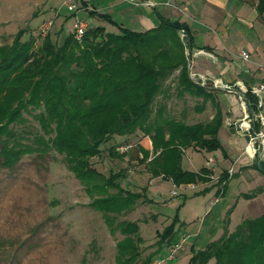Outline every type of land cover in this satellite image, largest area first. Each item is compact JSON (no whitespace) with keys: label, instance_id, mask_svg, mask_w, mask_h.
<instances>
[{"label":"trees","instance_id":"1","mask_svg":"<svg viewBox=\"0 0 264 264\" xmlns=\"http://www.w3.org/2000/svg\"><path fill=\"white\" fill-rule=\"evenodd\" d=\"M256 8L264 19V0H258ZM100 15L117 25L108 14ZM117 26L118 32L90 26L82 41L69 32L61 42L49 33L24 39L27 30L20 28L11 43L0 45V164L13 168L26 154L50 150L64 155L89 195L90 206L102 213L112 232L124 235L116 244V264H151L153 256L177 237V218L161 235L159 249L142 259L139 222L117 219L146 194L122 185L124 170L109 175L98 171L92 157L114 135L141 132L144 140L152 141L150 160V147L139 144V148L153 176L171 177L175 183L197 182L208 169H184V151L221 148L218 132L223 114L214 87L190 75L191 35L185 42L182 23L164 18L146 31ZM173 89L179 96L201 98L195 105L198 112L211 101L214 116L192 123L175 117L169 105ZM247 96L254 106L256 98ZM27 114L38 122V131L30 126ZM228 177L223 175L219 182L226 184ZM192 253L189 264H207L211 259L214 264H264V214L244 219L232 232L226 227L219 238Z\"/></svg>","mask_w":264,"mask_h":264},{"label":"rangeland","instance_id":"2","mask_svg":"<svg viewBox=\"0 0 264 264\" xmlns=\"http://www.w3.org/2000/svg\"><path fill=\"white\" fill-rule=\"evenodd\" d=\"M87 1L101 10L105 6L103 0ZM252 1L257 5L258 0ZM84 6L87 17L81 16L83 10L67 17L63 33H58L63 24V17L59 15L71 13L64 0H0V45L11 43L20 28L27 30L24 39L42 37L38 34V27L49 18L54 19L49 34L58 42L71 31L76 16L87 20L89 28L96 26L97 18H92L96 11ZM107 28L112 32L119 29L114 24ZM186 37L182 36L185 42ZM190 51L187 49L190 75L198 81L197 75L193 76V73L199 72L192 69ZM177 73L175 71L169 77L168 83ZM172 83L174 87L175 82ZM205 85L209 87L213 83L207 79ZM171 91L170 113L175 117L192 123L209 121L210 116H214L215 107L211 101L206 102L205 109L198 112L195 105L201 103V98L189 94L179 96L174 89ZM27 115L31 119L30 126L38 131V122L32 119V115ZM143 137L141 132L131 136L114 135L101 146L102 152L92 157L93 166L105 175H109L110 171L124 170L126 175L122 185L146 194L117 219L139 222L140 234L144 238L142 259L159 249L161 235L177 218L176 236L185 230V233L193 235V240L190 236V243L177 253L173 264H189L194 249L205 248L213 241L209 240L211 236L217 239L224 232L223 216L227 201L220 194L207 192L211 189H219L220 192L226 184H221L220 178L207 175L208 178L206 174L202 175L204 180L190 183H175L171 177L164 175L153 176L148 169L149 160L153 157L152 141ZM125 144L131 146L125 148ZM139 144L150 147L148 161L143 160ZM214 155L225 160L220 151ZM212 156L196 148H188L183 154V164L187 170L196 171L194 169L208 163ZM174 189L176 193L172 192ZM237 190H247L244 181L230 183L229 193H236ZM197 191L205 193L194 196ZM217 196H220V201L212 205ZM90 201L84 186L68 168L64 155L55 150L26 154L13 168L0 164V264H116V244L124 235L118 230L112 232L102 213L90 206ZM230 204V207L236 206L231 212L232 227L228 229L232 232L242 222L240 218L246 205L242 202L236 205L237 199ZM166 245L153 259L166 252ZM214 261L211 259L207 264H214Z\"/></svg>","mask_w":264,"mask_h":264},{"label":"crops","instance_id":"3","mask_svg":"<svg viewBox=\"0 0 264 264\" xmlns=\"http://www.w3.org/2000/svg\"><path fill=\"white\" fill-rule=\"evenodd\" d=\"M103 1L105 11L98 9L87 0H83V4L96 11L92 16L93 19L97 18L96 26H104L108 31H113L107 26L114 23L104 19L101 13L108 14L117 25H126L138 31L154 28L165 18L179 21L186 29V36L190 33L192 69L204 74L213 83L214 89L217 88L215 93L223 114L222 125L218 132L222 147L210 152L196 148L213 156L208 159V163L194 170L207 168L209 173L206 176L219 179L227 173L230 174L229 170L233 168V174H230L220 192L219 189L216 190L218 193L214 189L207 192L220 194L227 201L224 207L226 214L223 216L224 231L226 227L227 229L232 227L231 212L236 206L230 207V203L234 199H237L236 205L240 202L246 205L240 221L264 214V168L258 165L259 159L264 163V145L262 146L260 141L251 145L249 132L239 128V122L252 113L250 105L253 104L250 101L249 104L245 103L242 92L234 89H241L246 95L250 93L255 97V86L264 80L262 69L264 19L259 14L256 4L252 0H154L158 4L151 6L136 3L141 0ZM166 1H171L172 4L164 3ZM81 12L82 17L86 16L84 10ZM59 16L63 17L61 19L63 24L58 33H63L65 21L72 15L69 13L66 16ZM242 50L250 53V59L241 56ZM228 85L232 87L229 88ZM210 117L212 118L213 115ZM256 129L264 132V125L260 123L253 125L251 132L254 133ZM217 151L221 152L225 160L215 157L214 153ZM182 166L188 169L184 167L183 161ZM204 179L205 177L202 180ZM234 180L244 181L247 190L229 193V185ZM199 195L201 194L194 196ZM220 196L214 199L212 205L220 201ZM188 234L193 240V235ZM215 239L211 236L209 240Z\"/></svg>","mask_w":264,"mask_h":264},{"label":"built area","instance_id":"4","mask_svg":"<svg viewBox=\"0 0 264 264\" xmlns=\"http://www.w3.org/2000/svg\"><path fill=\"white\" fill-rule=\"evenodd\" d=\"M138 4H145V5H151V6H156L158 3L154 0H141L139 2H136ZM166 4L169 3V1L164 2ZM64 5L67 7V9L70 12H74L77 13L80 10H84L85 6L83 4V0H64ZM54 19L53 18H49L47 20H44L43 22H41V24L38 27V34L41 36H46L52 25H53ZM89 28V23L87 22V20L82 19L81 17L79 18L78 16H76V19L74 20V22L72 23L71 26V33L74 34V36L79 40L82 41L85 33L87 32ZM182 34H186L185 33V29L181 28L180 29ZM183 38L185 37L184 35H182ZM241 56L245 59H250L251 55L247 50H242L241 51ZM262 69L264 71V64L262 65ZM199 78V80L197 81L198 83L205 85L207 83V77L204 74H195L193 73V76H196ZM229 88H231V85H228ZM254 94H255V104L254 107L255 110L253 112V114H249L247 115L245 118H243L238 126L240 129H243L244 131L247 130L249 132V136H250V144L253 145L256 142L260 141V144L263 146L264 145V132L262 130H258L255 131L254 133L251 132V128L254 125V120L262 125H264V80H262L261 82H259L255 88H254ZM242 99L243 101H245L243 95H242ZM245 103H248L245 101ZM249 104V103H248ZM125 148H128V146L131 145H124ZM257 149V148H256ZM263 149V148H262ZM233 169H230V172ZM176 185V184H175ZM173 193H176L177 190L174 189L172 191ZM190 235L185 233V232H181L179 233V235L169 241L166 245V252L163 253L162 255L155 257L152 261V264H173L174 260L176 259V255L180 250H183L187 244L190 243Z\"/></svg>","mask_w":264,"mask_h":264},{"label":"water","instance_id":"5","mask_svg":"<svg viewBox=\"0 0 264 264\" xmlns=\"http://www.w3.org/2000/svg\"><path fill=\"white\" fill-rule=\"evenodd\" d=\"M181 29V28H180ZM180 33H181V31H180ZM181 35H184V36H186V34H182L181 33ZM187 38V40H189V38H188V36L186 37ZM235 90H237V91H241L242 92V95H243V97H244V99H245V101L246 102H249V97L241 90V89H237V88H234ZM250 108H251V112H253V107L250 105ZM255 120H254V124H255ZM258 165H259V167H261L262 168V166H263V164H262V161L259 159V161H258Z\"/></svg>","mask_w":264,"mask_h":264},{"label":"bare ground","instance_id":"6","mask_svg":"<svg viewBox=\"0 0 264 264\" xmlns=\"http://www.w3.org/2000/svg\"><path fill=\"white\" fill-rule=\"evenodd\" d=\"M254 110H255V108L253 107V112H254ZM253 112L250 114H253ZM257 124H258V122H255L254 126H256ZM255 131H258V130L256 129ZM231 169H233V168H231Z\"/></svg>","mask_w":264,"mask_h":264}]
</instances>
